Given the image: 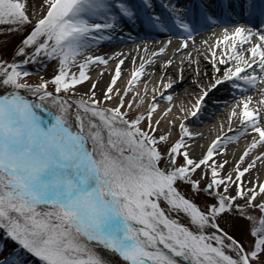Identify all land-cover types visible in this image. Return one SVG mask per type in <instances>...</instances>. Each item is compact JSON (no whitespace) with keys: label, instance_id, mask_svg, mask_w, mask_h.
Returning <instances> with one entry per match:
<instances>
[{"label":"snow or ice","instance_id":"6c2138e0","mask_svg":"<svg viewBox=\"0 0 264 264\" xmlns=\"http://www.w3.org/2000/svg\"><path fill=\"white\" fill-rule=\"evenodd\" d=\"M181 5L0 0V264H264V26ZM125 38L141 41L138 68L102 50ZM126 60L129 85L156 61L179 83L133 96ZM209 103L231 134L205 147Z\"/></svg>","mask_w":264,"mask_h":264},{"label":"bare ground","instance_id":"6f19581e","mask_svg":"<svg viewBox=\"0 0 264 264\" xmlns=\"http://www.w3.org/2000/svg\"><path fill=\"white\" fill-rule=\"evenodd\" d=\"M164 2L166 3L167 0H164ZM261 2V0H260ZM157 4L161 3V0H156ZM187 4L186 0H182V7H186L185 5ZM255 11V10H254ZM191 12L193 14L195 13V7L191 6ZM253 16V15H252ZM231 18V17H230ZM236 19H238L240 21V23H248L249 20L251 21V23H249L250 27H256V26H262L261 25V20L262 17L260 15H255L254 17H247L244 16L243 18L239 17H235ZM240 18V19H239ZM228 19V18H227ZM139 29H137L138 31ZM223 28L222 27H212V26H208L205 27L204 29H202L203 34L205 36H211L213 31L219 33L222 32ZM137 31L133 30L132 35L135 36L137 34ZM199 38V37H198ZM166 39L165 36L162 37L158 36L156 37V40H164ZM149 43L151 44V41H149ZM141 44V41L137 40L135 43L132 42L131 39H127L125 38L123 41H116L114 40L111 44H104L102 47L103 51H123L124 53L128 54L131 53L132 54V58L135 59L136 61V65L135 68H138L139 63H140V59L142 56H144L143 52H140L139 54H137V52L135 51V49H137V46ZM159 61H156V64H159ZM156 64L152 65V66H147L146 65V69H145V74L139 79L137 80V82L134 85H129L128 82L131 81L132 76L131 73L135 70L133 64L131 63V61L126 60L125 64L122 66V73H121V79L118 80V84L121 85V87H131L132 89V95L135 96L136 93H144L145 90V85H147L148 88V95H147V99L150 101L151 100V96H152V89L153 88H157L159 90H164L162 85L166 84L168 82V78L171 77L173 80L177 81V83H179L178 79H177V70H173L171 72H168L167 74H165L164 72H162L158 67H156ZM202 68L206 67L205 65H201ZM115 68V63L110 61L109 65H108V72H106L104 74V80L107 81L110 79V76L113 74L112 73V69ZM209 70L210 69H206ZM103 69H97L96 71H90V76L95 77L97 76L100 72H102ZM151 74V75H149ZM193 73L192 72H185L184 76L185 78L192 76ZM163 77V80H161V78ZM207 81H204V83H206ZM103 86V85H101ZM187 89L188 92H191L193 89L191 88L190 84H184L182 87H177L176 88V92L180 94V98L178 100L175 101V103L179 104L181 102H184L186 105H188L190 103L189 99H186V92L185 90ZM217 97L219 99V101H223L225 99H229L230 97L224 95L223 91H221V93L217 94ZM216 99V98H214ZM194 102V101H193ZM162 102V106H163ZM134 106H135V102H134ZM147 106V105H145ZM208 113H206V119H204L203 124H198L197 127L199 128L200 131H202L205 136L207 137V133H209V137H212V133H216V132H220L221 134L224 133H228V126L225 123L224 124V128L223 130H221L220 128V123L223 121V117H224V113L220 110H218L212 103L208 104ZM213 113H215V116L213 117ZM237 125L234 123L233 124V128H235ZM175 134V133H174ZM231 134V133H228ZM202 144H204V141L201 142ZM248 143V140L245 137H241L239 139L238 142L232 144L229 146V151H236L237 154H240V151L246 146V144ZM205 147L208 144H204ZM262 166L260 165V163H257V168H261ZM258 175H264V169H262V171L260 173H258Z\"/></svg>","mask_w":264,"mask_h":264},{"label":"rangeland","instance_id":"374dc122","mask_svg":"<svg viewBox=\"0 0 264 264\" xmlns=\"http://www.w3.org/2000/svg\"><path fill=\"white\" fill-rule=\"evenodd\" d=\"M0 27H4V26H0ZM52 67H53V64H49V66L47 67V69L42 73V75H45V76H50L51 74H52ZM33 79H38V77H33ZM217 133V132H216ZM216 133H212V136L214 135V134H216ZM207 139L209 138H211V136L209 137V133H207V137H206ZM205 141V140H204ZM9 243V245H11V248L10 249H5V253L6 254H9V252H11V250H12V248L14 247V243L13 242H11V241H9L8 242ZM7 248H8V246H7ZM29 261H32L33 262V264H37V262H36V260H34V258H31L30 257V260Z\"/></svg>","mask_w":264,"mask_h":264}]
</instances>
